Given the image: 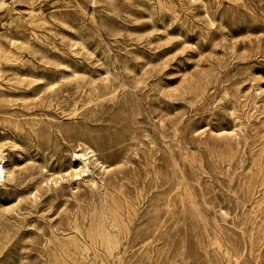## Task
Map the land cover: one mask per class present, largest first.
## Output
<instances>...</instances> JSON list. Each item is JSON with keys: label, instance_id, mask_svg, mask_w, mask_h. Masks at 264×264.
Here are the masks:
<instances>
[{"label": "rangeland", "instance_id": "1", "mask_svg": "<svg viewBox=\"0 0 264 264\" xmlns=\"http://www.w3.org/2000/svg\"><path fill=\"white\" fill-rule=\"evenodd\" d=\"M0 150V264H264V0H0Z\"/></svg>", "mask_w": 264, "mask_h": 264}, {"label": "bare ground", "instance_id": "2", "mask_svg": "<svg viewBox=\"0 0 264 264\" xmlns=\"http://www.w3.org/2000/svg\"><path fill=\"white\" fill-rule=\"evenodd\" d=\"M89 154H90V157H95L94 149L88 147L87 149H83L82 153L73 154V156L77 157V159L79 160L78 167H77V169L74 168L73 172L68 173V175H67L68 177L78 178L80 176V172L88 173L89 167L87 164L89 162V157H88ZM6 157H7V155L5 156L4 153L0 150V183H2V181L4 179L8 178V175L10 173L9 169L5 168V166H4L5 161H6ZM94 161L97 162V164L100 167L103 165L102 162L96 161V158H94ZM60 178H62V177H60ZM50 182H53L54 184H56L58 181H57V178H54L53 180L50 179Z\"/></svg>", "mask_w": 264, "mask_h": 264}]
</instances>
